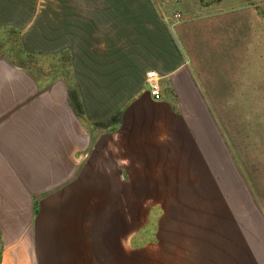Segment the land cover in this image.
<instances>
[{"label": "crops", "instance_id": "crops-1", "mask_svg": "<svg viewBox=\"0 0 264 264\" xmlns=\"http://www.w3.org/2000/svg\"><path fill=\"white\" fill-rule=\"evenodd\" d=\"M61 1L0 0V24L40 17L27 49L72 57L71 86L51 90L2 78L0 61V264H67L80 238L63 218L82 191L191 194L224 242L207 264H264V148L240 120L242 96H257L256 20L234 9L170 24L135 0Z\"/></svg>", "mask_w": 264, "mask_h": 264}, {"label": "rangeland", "instance_id": "rangeland-1", "mask_svg": "<svg viewBox=\"0 0 264 264\" xmlns=\"http://www.w3.org/2000/svg\"><path fill=\"white\" fill-rule=\"evenodd\" d=\"M61 2L66 9L81 8L83 0ZM30 4L31 7L33 4H38L39 7L40 1H32ZM129 7H140L146 11L158 10L162 19L168 20L170 24L211 12L234 9H240L242 17L248 22L251 20L252 23L253 18L256 20L257 96L255 104L252 97L242 96L240 120L242 138L249 136L250 127L252 129L255 124L258 148H264V0H135V3L130 1ZM27 10L19 9L18 12H31ZM39 18L16 16L13 18L15 25L0 24L1 76L7 77L15 69L22 75L21 87L25 83H32V87L38 90L71 86L70 51L43 54L25 46L22 34L24 26ZM5 20L8 17H0V21ZM248 30L252 41V25ZM246 58L251 59L249 68L252 78V46L251 57ZM26 76L31 81H25ZM68 88L69 105L79 119L82 111L74 106V102L78 103V97L71 87ZM252 107H255V112ZM199 201V198L195 201L191 194L184 193L82 191L79 194V203L69 204L63 218V221L67 219L68 222V218L75 217V233H79L80 238L73 242L74 246L71 245L67 264L213 263L209 259L216 256L224 242L219 236L221 229L211 214V204L209 215L201 216L198 209L192 208L190 203ZM67 229L72 232L70 225H67ZM217 240L221 247L217 245ZM240 243L243 247V241ZM2 250L0 242V263ZM250 251L256 256L260 253V250L252 247Z\"/></svg>", "mask_w": 264, "mask_h": 264}, {"label": "built area", "instance_id": "built-area-1", "mask_svg": "<svg viewBox=\"0 0 264 264\" xmlns=\"http://www.w3.org/2000/svg\"><path fill=\"white\" fill-rule=\"evenodd\" d=\"M155 78H156L155 72H148L146 74L149 94L154 100H159L161 97L160 88H159L157 81H155Z\"/></svg>", "mask_w": 264, "mask_h": 264}, {"label": "trees", "instance_id": "trees-1", "mask_svg": "<svg viewBox=\"0 0 264 264\" xmlns=\"http://www.w3.org/2000/svg\"><path fill=\"white\" fill-rule=\"evenodd\" d=\"M74 106H75L78 110H80V106H79L78 103L74 102Z\"/></svg>", "mask_w": 264, "mask_h": 264}]
</instances>
